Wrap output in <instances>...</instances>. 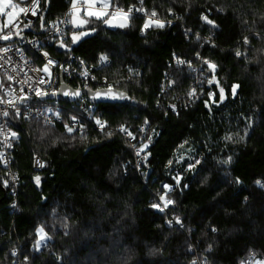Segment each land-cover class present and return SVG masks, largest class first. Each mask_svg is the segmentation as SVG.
<instances>
[{"label": "trees", "instance_id": "trees-1", "mask_svg": "<svg viewBox=\"0 0 264 264\" xmlns=\"http://www.w3.org/2000/svg\"><path fill=\"white\" fill-rule=\"evenodd\" d=\"M69 4L50 0L45 20ZM110 6L142 15L117 31L88 18V35L71 45L70 27L54 47L127 98L98 104L101 132L16 121L15 196L0 168V264H264V0ZM153 12L164 26L141 29ZM119 127L150 155L140 170ZM164 194L172 203L160 212ZM40 229L47 241L36 249Z\"/></svg>", "mask_w": 264, "mask_h": 264}, {"label": "built area", "instance_id": "built-area-1", "mask_svg": "<svg viewBox=\"0 0 264 264\" xmlns=\"http://www.w3.org/2000/svg\"><path fill=\"white\" fill-rule=\"evenodd\" d=\"M20 7L32 8L34 0H13ZM42 0H35V15L31 11L27 15L21 13L16 21L18 28H12L11 38L8 40L0 39V168L6 171L7 184L11 188L12 196L16 195L18 182L12 171V152L18 134L15 130L16 121L38 122L46 127L57 128L64 134L85 135L90 131L101 132L106 129L105 123L100 119L97 107L98 104L89 101L86 95H82L77 101L68 102L59 99L45 98L55 94L62 82L70 90H108L105 78L96 76L95 65L86 62L78 55L66 53L59 55L54 44L63 41L71 27L70 22L75 11L83 10L85 7L82 2H76L74 9L70 4L65 13L51 21H46L40 34H35L37 29H32L30 24L37 21L41 14ZM117 8L130 14L142 15L140 7L120 8L110 6L107 11L111 14ZM93 9L101 10V4H97ZM109 19V17H104ZM157 21L153 16L144 17V23H154ZM121 17L117 16L111 20L110 24L103 22V27L110 31L121 30L119 27ZM171 25L172 22H169ZM25 25H28L25 27ZM4 25L2 24V27ZM23 28H28L31 32H19ZM149 28V27H147ZM10 29L5 27L0 35L7 34ZM21 38H15L17 34ZM206 43H210L209 38H205ZM214 44H211L213 47ZM7 49V51H4ZM60 50V49H59ZM68 51V49L61 48ZM54 55V56H53ZM51 61V63H49ZM176 62V61H174ZM206 66L207 62H203ZM48 71L45 72L44 68ZM194 74L198 75L200 69L194 67ZM39 93V94H38ZM11 102V103H9ZM7 112L8 115H3ZM100 121V124L97 123ZM103 125V128L101 127ZM71 129V131H69ZM122 127L116 129L123 139L130 143L134 153V165L137 170L145 166L150 155L138 150L133 135L128 131H122ZM43 163L38 157L33 159V169L41 170ZM164 198H159L156 209L160 212L165 211L162 205ZM163 209V210H161ZM179 226V221L173 220L170 226ZM181 228V227H180ZM251 264H260L258 260Z\"/></svg>", "mask_w": 264, "mask_h": 264}, {"label": "snow or ice", "instance_id": "snow-or-ice-1", "mask_svg": "<svg viewBox=\"0 0 264 264\" xmlns=\"http://www.w3.org/2000/svg\"><path fill=\"white\" fill-rule=\"evenodd\" d=\"M84 3H86L89 8H94L95 4H96V0H83ZM72 7L75 9L76 8V0H73L72 3ZM110 7V3L108 2V0H104V2L101 5V10L99 11H89L87 13L88 16H94L96 19H102L103 22L105 24H110L111 20L116 18L117 16L121 17V22L119 23V27H127L128 26V19L130 18V14L133 11V9H129L127 12H124L123 9H119L117 8L115 11H113L111 14L107 11V9ZM35 0H34V4L32 8H24V7H20L19 4L14 3L13 0H0V15H5L7 17V24H5L3 27H0V32L4 31V28L7 27L10 30L8 31L7 34L4 35H0V39L3 40H8L11 38L12 35V28H18L19 27V23H17L16 21L18 20V17L21 13L27 15L29 11L32 12L33 15H35ZM156 13L153 12L152 16H155ZM104 17H109V19H104ZM205 19H207V17H205ZM72 22L74 25L76 24V18L73 15L72 20L70 21ZM86 21H80L81 24L85 23ZM209 23H212L211 21H208ZM28 25H25V27H27ZM150 24L149 23H145L144 27L147 28L149 27ZM155 26L157 27H163L164 24L163 22L160 21H155ZM17 35L19 33H16ZM85 33H81V35H84ZM76 39H78V37L73 36V42L76 41ZM4 51H7V49H4ZM237 55H240V53L238 52ZM107 58L106 57H101V61H105ZM49 63H51V61H49ZM209 68L214 69L215 65L210 64L209 63ZM44 71L47 72L48 69L47 67L44 68ZM211 83V81H209ZM238 86H233V93H235V89ZM221 93H223V89H221ZM39 94V93H38ZM76 95H79V93H75ZM103 97L104 99H110V100H124L127 97L123 94V93H113L111 89H108L107 92L105 93H100L97 92L95 94V97ZM94 97V98H95ZM2 102V101H0ZM11 103V102H9ZM3 115L7 116L8 113L4 112ZM98 124H100V121H97ZM147 123V121H146ZM101 127L103 128V125H101ZM122 131H126L125 129H121ZM69 131H71V129H69ZM227 139H231V137H227ZM144 147L146 148L147 145H144ZM143 149L138 150L137 154L139 155V152L142 151ZM39 180V178H37V181ZM163 199V197H162ZM172 203V201L168 200L166 201V204H170ZM155 206V205H154ZM163 210V209H161ZM40 234H41V240L45 239V234L43 232V229H40ZM40 241H37V246H39Z\"/></svg>", "mask_w": 264, "mask_h": 264}, {"label": "water", "instance_id": "water-1", "mask_svg": "<svg viewBox=\"0 0 264 264\" xmlns=\"http://www.w3.org/2000/svg\"><path fill=\"white\" fill-rule=\"evenodd\" d=\"M49 6H50V0H44V9L38 18L39 29L37 32H35V34H40L42 32L43 26L46 22L45 16L48 12ZM0 27H2L1 19H0ZM19 32H31V30L28 28H23ZM15 38H21V35L14 36L10 41H13ZM107 91L108 90H98V91L75 90V91H73V90H70L68 87H66L62 82H60V86H59L58 91L55 94L50 95V96L45 97V98L59 99L62 101L73 102V101H77L82 95H86L88 97L89 101L92 103H95V104H114V103H116L118 100L104 99L102 96L101 97H95V94L97 92H100L103 94ZM112 92L117 93L113 90H112ZM75 93H79V95H76ZM33 183L36 184L35 178L33 179Z\"/></svg>", "mask_w": 264, "mask_h": 264}, {"label": "rangeland", "instance_id": "rangeland-1", "mask_svg": "<svg viewBox=\"0 0 264 264\" xmlns=\"http://www.w3.org/2000/svg\"><path fill=\"white\" fill-rule=\"evenodd\" d=\"M77 1H80L83 3L84 5V9L83 10H77L75 11V18H76V24L74 25L73 23H71V27L73 28V32L71 33V37H70V44L71 45H75L77 44L84 36L88 35L89 33H85L84 35H81V33H84V32H81V28L85 25V23L81 24L80 21H86V19L88 18H93V19H96L94 16H88L87 13L89 11H99L97 9H93V8H89V6L83 2V0H76ZM104 2V0H96V4H101ZM108 2L110 3V0H108ZM72 3H73V0H70V5L72 6ZM0 19L2 21V24L5 25L7 24V17L5 15H0ZM98 20H101V19H98ZM73 36H76L78 37V39H76L75 42H73ZM66 49H69V47H65ZM211 64V63H210ZM207 68V70L211 73V74H214L215 72V68L212 69V68H209V62L207 63V65L205 66ZM168 190H170L169 187H166ZM162 197L164 198V202L162 201V205L165 206V208L168 206V204H166V201L170 200L168 199V197L166 198L165 194L162 195ZM37 238L38 240L37 241H40V244L39 246H37V241H36V249H41L45 242L47 241V238L45 237V239L41 240V234H40V231L38 230L37 231ZM251 261H248L246 264H251L253 263L255 260L254 259H250ZM260 264H262V262L259 261ZM18 264H21L20 262H18Z\"/></svg>", "mask_w": 264, "mask_h": 264}]
</instances>
